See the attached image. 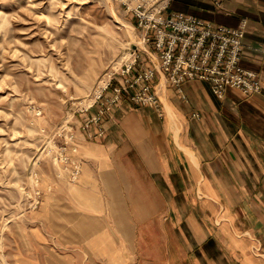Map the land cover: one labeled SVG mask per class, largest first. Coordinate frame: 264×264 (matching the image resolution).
Segmentation results:
<instances>
[{"label": "crops", "instance_id": "1", "mask_svg": "<svg viewBox=\"0 0 264 264\" xmlns=\"http://www.w3.org/2000/svg\"><path fill=\"white\" fill-rule=\"evenodd\" d=\"M167 11L230 27L244 19L238 64L260 91L219 98L207 81L188 79L178 92L157 76L159 110L123 98L102 136L78 132L79 191L93 215L75 243L99 245L111 229L110 244L126 248L112 258L120 264H264V0H171ZM140 51L142 66L156 65Z\"/></svg>", "mask_w": 264, "mask_h": 264}, {"label": "rangeland", "instance_id": "2", "mask_svg": "<svg viewBox=\"0 0 264 264\" xmlns=\"http://www.w3.org/2000/svg\"><path fill=\"white\" fill-rule=\"evenodd\" d=\"M128 3L0 0V264L36 255L44 264L121 263L112 258L126 248L110 244L111 229H102L99 245L75 243L86 235L79 226L93 215L92 198L79 191L82 176L69 182L47 150L70 124L80 158L78 103L87 106L118 76L130 47L142 57Z\"/></svg>", "mask_w": 264, "mask_h": 264}, {"label": "built area", "instance_id": "3", "mask_svg": "<svg viewBox=\"0 0 264 264\" xmlns=\"http://www.w3.org/2000/svg\"><path fill=\"white\" fill-rule=\"evenodd\" d=\"M126 12L135 17L142 30V43L156 58V65L142 66L137 47H130L128 58L121 64L117 77L110 78L98 95L87 106L79 102L77 109L84 116L80 131L87 138L102 136L103 119L123 98L129 102L160 109L156 91V77L178 92L188 79L207 81L211 91L219 98L227 88H235L243 94L260 91L258 75L239 66L242 54V38L245 20L230 27L213 23L178 11L168 12V0H128ZM218 6L221 0H208ZM150 59V58H149ZM110 92L102 97V92ZM97 106L94 113H89ZM61 144L53 140L48 148L54 163L60 164L69 182H76L82 170L77 157L76 133L70 124L58 131ZM35 197L38 191L34 193ZM38 201L35 200L34 207Z\"/></svg>", "mask_w": 264, "mask_h": 264}, {"label": "bare ground", "instance_id": "4", "mask_svg": "<svg viewBox=\"0 0 264 264\" xmlns=\"http://www.w3.org/2000/svg\"><path fill=\"white\" fill-rule=\"evenodd\" d=\"M142 47L144 48V45H142Z\"/></svg>", "mask_w": 264, "mask_h": 264}]
</instances>
